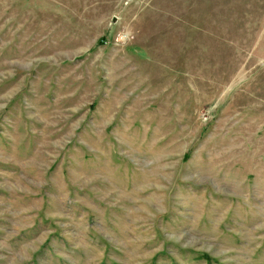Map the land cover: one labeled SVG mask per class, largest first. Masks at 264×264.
Instances as JSON below:
<instances>
[{
	"label": "rangeland",
	"instance_id": "rangeland-1",
	"mask_svg": "<svg viewBox=\"0 0 264 264\" xmlns=\"http://www.w3.org/2000/svg\"><path fill=\"white\" fill-rule=\"evenodd\" d=\"M0 264H264V0H0Z\"/></svg>",
	"mask_w": 264,
	"mask_h": 264
}]
</instances>
